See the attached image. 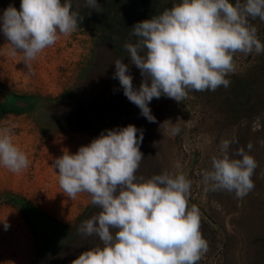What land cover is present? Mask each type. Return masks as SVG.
<instances>
[{"label":"clouds","instance_id":"obj_1","mask_svg":"<svg viewBox=\"0 0 264 264\" xmlns=\"http://www.w3.org/2000/svg\"><path fill=\"white\" fill-rule=\"evenodd\" d=\"M85 7L102 12L98 0ZM72 0H21L0 15V33L25 64L34 61L61 37L76 32L83 21ZM264 22V0H180L151 19L134 24L125 43L129 64L114 61L112 79L149 123H156L149 104L162 96L178 103L190 92L227 89L236 72L234 57L264 53V43L250 23ZM130 65L140 72L134 86ZM173 125L171 133L180 130ZM139 133V136H137ZM142 129L129 124L102 131L76 153L64 152L52 167L58 184L70 199L86 193L98 211L83 221L78 233L95 236L99 244L82 252L71 264H199L208 251L200 231V212L189 207L191 181L184 174L162 173L138 177L144 159ZM235 141L223 140L221 155L211 157V169L201 173L205 191H227L243 199L254 188L255 159L244 147L233 154ZM251 151L252 145H247ZM239 157V158H233ZM30 161L12 141L11 129L0 128V166L13 173ZM7 231L10 224L0 222Z\"/></svg>","mask_w":264,"mask_h":264},{"label":"rangeland","instance_id":"obj_2","mask_svg":"<svg viewBox=\"0 0 264 264\" xmlns=\"http://www.w3.org/2000/svg\"><path fill=\"white\" fill-rule=\"evenodd\" d=\"M161 2L171 8L180 0ZM2 13L0 9V15ZM250 23L256 27L257 36L264 43V22L256 19ZM86 32L95 38V42L88 46L92 58L99 61L122 59L129 64V55L125 49L121 50L123 47L118 39L113 38L111 42L103 36ZM1 37L4 38L3 34ZM7 43L5 38L0 40V52L7 53L0 55V61L29 65L30 62L25 64L20 54L12 52ZM49 48L34 60L39 63L33 66L39 70L33 77L45 79V82L48 66L50 68L53 65L51 61L56 60ZM66 51L71 53L66 57L67 61H79L83 57L78 55L79 52L75 55L72 46H68ZM234 60L237 68L234 74L226 77L231 81L227 89L220 87L214 92H190L181 103L164 96L161 100L163 138L160 173L184 174L191 181L189 207H198L200 231L208 242V251L199 264H264V53H237ZM57 69L55 66V72ZM129 74L134 79L141 77L134 65H130ZM20 84L25 86L24 82ZM50 92L27 88L24 91L0 82V128L11 129L15 145L21 138L34 137L33 133L45 137L49 131L83 125L81 116L74 112V98H58ZM166 121L180 131L173 135V125L164 124ZM223 140L235 141L230 146V155L237 148L244 147L257 162L251 178L255 186L243 199L227 191H205L202 183L201 173L211 169V157L221 155ZM249 143L251 151L247 149ZM157 171L156 162V175ZM11 173L0 166V178L4 184L8 183ZM6 198L9 194L0 195V199ZM97 211H83L77 222L70 225L59 224L52 217H39L35 221V227L42 231V257L38 264H71L82 252L97 246L100 242L95 236L83 237L77 231L80 224Z\"/></svg>","mask_w":264,"mask_h":264},{"label":"crops","instance_id":"obj_3","mask_svg":"<svg viewBox=\"0 0 264 264\" xmlns=\"http://www.w3.org/2000/svg\"><path fill=\"white\" fill-rule=\"evenodd\" d=\"M1 35L0 40H3ZM92 42H95V38L80 29L70 37L61 36L48 50L52 57L56 56V60L51 61V69L48 66L47 82L33 77L39 72L33 66L39 62L31 61L29 65L18 66L12 61H0L1 83L9 88L49 90L58 98H74V112L83 120L81 127L49 131L45 137L33 133L32 138L29 136L17 141L16 146L27 154L30 165L19 173H11L6 184L0 178V195L9 194V198L0 199V222L7 221L10 224V228L5 231L0 223V264L39 263L42 257V231L35 227L39 217H52L59 224L70 225L77 222L83 211L97 210L88 194L81 193L76 199H70L59 187L57 170L52 164L64 152L74 154L80 146L88 145L102 131L132 124L144 133L140 146L144 159L137 176L146 180L156 175V162L157 174H161L162 97L153 99L149 104L152 115L156 117V123H149L140 115L139 108L123 95L119 81L112 79L114 61H99L91 57L88 46ZM68 46L73 47L75 55L79 52L78 55L83 57L79 61H67L66 57L71 54L66 51ZM6 54L0 52V55ZM55 66L58 67L56 72ZM141 79L133 78L134 86L139 87ZM19 82H24L25 86ZM33 167L34 170H31Z\"/></svg>","mask_w":264,"mask_h":264},{"label":"trees","instance_id":"obj_4","mask_svg":"<svg viewBox=\"0 0 264 264\" xmlns=\"http://www.w3.org/2000/svg\"><path fill=\"white\" fill-rule=\"evenodd\" d=\"M20 2L21 0H0V9L4 10L12 4L19 10ZM98 3L102 8L101 13L85 7V0H72L73 10L84 18L79 29L103 36L107 41L118 39L122 47L125 43L136 42L135 37H130L134 24L151 19L169 8L161 0H98Z\"/></svg>","mask_w":264,"mask_h":264}]
</instances>
